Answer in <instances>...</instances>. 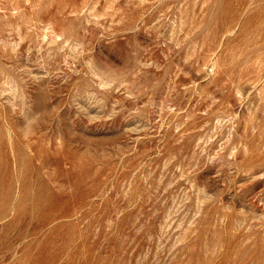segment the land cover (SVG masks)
<instances>
[{
  "label": "rangeland",
  "instance_id": "rangeland-1",
  "mask_svg": "<svg viewBox=\"0 0 264 264\" xmlns=\"http://www.w3.org/2000/svg\"><path fill=\"white\" fill-rule=\"evenodd\" d=\"M224 263L264 264V0H0V264Z\"/></svg>",
  "mask_w": 264,
  "mask_h": 264
},
{
  "label": "bare ground",
  "instance_id": "bare-ground-1",
  "mask_svg": "<svg viewBox=\"0 0 264 264\" xmlns=\"http://www.w3.org/2000/svg\"><path fill=\"white\" fill-rule=\"evenodd\" d=\"M55 31H56V29H55ZM56 36H57V35H56ZM56 36H55V37H56ZM60 36H61V35H60ZM57 38H58V37H57ZM255 117H256V116H255ZM252 126H253V125H252ZM241 260H242V259H241ZM248 260H249V259H248ZM248 260H247V261H248ZM224 264H226V263H224ZM227 264H228V263H227ZM240 264H241V263H240ZM244 264H245V263H244Z\"/></svg>",
  "mask_w": 264,
  "mask_h": 264
}]
</instances>
